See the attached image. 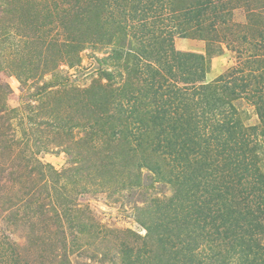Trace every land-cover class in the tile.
<instances>
[{"label": "rangeland", "instance_id": "374dc122", "mask_svg": "<svg viewBox=\"0 0 264 264\" xmlns=\"http://www.w3.org/2000/svg\"><path fill=\"white\" fill-rule=\"evenodd\" d=\"M147 2L153 14L143 9L145 19L131 24L122 18L133 0H0V264H124L127 247L142 253V264H170V252L194 238H205L198 246L210 256L221 250L215 264L242 263L233 238L215 234L207 221L195 233L174 221L182 212L170 207L182 193L175 175L182 167L157 150L174 131L162 134L152 123L147 104L154 108V97L136 110L126 97L145 91L139 57L146 52L157 67L165 31L175 30L177 51L206 57L200 84L215 86L239 70L248 84L239 86V98L217 93L245 129L262 126L256 103L264 96V63L256 55L264 56V0ZM198 6L201 19L188 21ZM140 123L144 132L135 138ZM240 199V212L253 207ZM257 242L264 247V237Z\"/></svg>", "mask_w": 264, "mask_h": 264}, {"label": "trees", "instance_id": "16d2710c", "mask_svg": "<svg viewBox=\"0 0 264 264\" xmlns=\"http://www.w3.org/2000/svg\"><path fill=\"white\" fill-rule=\"evenodd\" d=\"M133 1L132 12L122 18L126 23L132 24L136 19L142 20L143 9L153 14L154 7L150 2L146 5L143 0ZM156 1L163 7L162 0ZM202 15L203 8L198 6L189 9L185 17L188 21H199ZM142 28L147 29L146 22H142ZM165 32L168 33V38L162 42L159 60H156L157 67L152 66L150 56L146 55V52V58L139 57L137 61L138 66H141L143 61L146 67L145 91H140L139 95L130 93L126 98L130 102L134 101L133 110H136L143 100L144 105L148 103V96L154 97L149 100L153 102L154 108L147 104L152 123L160 128L162 134L168 133L171 128L174 131L172 138L165 136V142L157 147V150H162L165 155L172 157L176 166L182 167L175 173L180 181L179 191L182 193L176 195L178 200L170 204V207H179L182 212L174 221L185 222L186 227L192 226L194 233L202 231L205 225L203 221H207L215 234L222 236L225 233L224 238H233L232 251L241 254V264H264V247L257 242V238L264 237V173L261 172L259 158L255 155L257 146L253 145L259 137L257 133L264 139V96L260 95L256 103L262 126L245 129L236 118L235 107L225 102L217 93V89L221 88L239 98V86H242V91L248 86L246 83H240L244 82L245 78L236 76L239 70L230 77L220 76L215 81V86L200 84L205 82L209 69L205 63L206 57L177 51L173 41L175 30ZM262 40L264 42V37ZM256 58L264 63V56L260 58L256 55ZM261 81H264V74L260 76L259 82ZM218 112L220 120L215 118ZM129 117L138 121V114L131 112ZM140 124L136 132H131L135 138L144 132V124ZM191 154L195 155L196 161L191 159ZM217 154L222 156L223 163H220L219 158H215ZM195 165L199 167L195 168ZM234 181L238 187L229 184ZM202 194L208 196L203 199ZM226 195L233 198L227 200ZM236 195L242 197L239 201L246 208L250 203L253 207L240 212L235 208ZM236 201L238 203V200ZM202 240L205 242V238H194L170 252L169 256L174 253L169 257L170 264L180 263L176 261H181V264H215L211 259L221 254V250L208 255L198 246ZM215 241V238H209L206 242L213 251L215 248H212L211 243ZM159 243L164 248L168 242L164 237H160ZM176 245L174 242L173 247ZM252 254L254 258L250 259ZM123 255L124 264L145 262L142 253L135 254L129 247L123 250Z\"/></svg>", "mask_w": 264, "mask_h": 264}]
</instances>
